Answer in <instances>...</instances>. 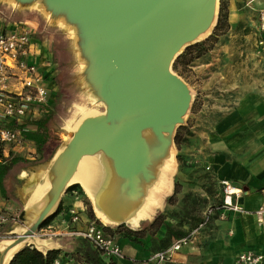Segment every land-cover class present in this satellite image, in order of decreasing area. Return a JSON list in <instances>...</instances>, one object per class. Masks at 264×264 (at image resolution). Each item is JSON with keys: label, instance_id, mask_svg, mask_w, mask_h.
Masks as SVG:
<instances>
[{"label": "crops", "instance_id": "crops-1", "mask_svg": "<svg viewBox=\"0 0 264 264\" xmlns=\"http://www.w3.org/2000/svg\"><path fill=\"white\" fill-rule=\"evenodd\" d=\"M226 6L229 30L244 23L249 28L254 26L251 32L254 46L264 51V46L258 43L259 40L264 43V36L257 31V10L264 7V0H228ZM20 11L10 1L0 0V31L28 25L39 48L35 60L51 80L46 114L49 117L44 129L34 125L25 128L27 133L45 139L43 149L38 151L36 141L23 133V144L0 142V165L5 166L0 172V207L8 216L0 226V264H7L24 245L42 251L59 249L57 258L61 264H84L74 251L82 237L70 232L83 230L91 219L113 230L118 224L140 229L143 222H150L164 212L178 169L173 132L170 138L174 161L164 178L163 158L152 157L144 138L143 133L148 130L163 142L151 128L140 132L147 157L134 162H126L110 148L108 140L112 134L88 135L80 143L94 119L107 114L104 99L82 89L91 85L86 73L89 53H83L85 45L81 46L79 34H59L61 26L48 22L50 10L47 14L37 12L38 16H33V12L26 14L23 19L18 18ZM250 71L247 80L240 75L232 81L231 94L223 96L227 105L221 110L216 139L202 143L201 149L206 166L219 184L228 180L242 188L239 204L248 212H226L224 219L214 214L196 234L198 239L191 240L175 254L176 264H234L236 255L243 250L264 253V222L259 224L253 214L264 199V66L259 67L261 74ZM69 78L76 84H67ZM29 120L24 117L11 123L24 124ZM96 142H103L105 148L95 146ZM167 143L169 147L170 141ZM110 194L112 206H123L119 211L104 209L103 199ZM74 213L78 219L72 222ZM51 214V219L42 225ZM164 234L162 228L155 237ZM114 235L123 256L111 260L112 264H139L156 251L150 237L134 242L121 233Z\"/></svg>", "mask_w": 264, "mask_h": 264}, {"label": "rangeland", "instance_id": "rangeland-1", "mask_svg": "<svg viewBox=\"0 0 264 264\" xmlns=\"http://www.w3.org/2000/svg\"><path fill=\"white\" fill-rule=\"evenodd\" d=\"M8 1L21 9L19 19H23L26 14L27 16L31 15L32 12L33 16H38L36 15L37 12L47 14V11L50 10L48 22L55 26H58V24L61 26L59 34L63 32L77 33L81 37L80 40H82L81 46L83 47L85 44L86 37H84L82 18L75 16L74 8L69 2L44 0V3L40 4L37 0ZM222 1L228 3V0ZM219 3L220 0H218L217 16ZM247 25L248 23H244L243 26H238L233 30H229L228 27L226 32L219 36L218 41L211 50L205 55L194 59L189 65L184 67L179 64L177 70H174L172 63L174 73L182 79L190 94L188 109L180 122L176 123L173 130L174 136L178 127L180 125L184 126L183 129H179L184 141L176 151L178 169L174 183L177 185V192L170 203L166 202V208L163 212L165 222L173 228L193 230L195 223L203 217L204 210L220 202V184L213 177L209 167L206 166V159L204 160L205 157L202 158L201 149L202 143L209 142V139H216V126L220 119L221 110L227 105L223 101V96L231 94L229 92L233 90L230 88L232 81L240 75L243 77L242 79L247 80L249 74H252L251 69L257 74H261V72H258L259 67L263 69L264 51L254 46L251 37L254 26L250 25L249 28ZM23 28L31 32L28 25H23ZM72 29L74 31H69ZM260 45L264 46V43ZM82 51L83 53H89L86 58L88 61L86 73H88L87 78L91 81L90 87L82 88L83 92L103 98L99 83L92 77L99 57L96 53L88 52L86 49ZM252 51L254 53H250ZM241 68H245V70L240 71ZM258 76L263 77V75ZM70 80L73 79L69 78L66 83L76 84V81L72 82ZM76 80L78 82L80 78ZM72 90L71 88L70 91ZM198 237L199 234L195 239H192V242L196 241ZM152 245L154 248L157 246L155 239L152 241Z\"/></svg>", "mask_w": 264, "mask_h": 264}, {"label": "water", "instance_id": "water-1", "mask_svg": "<svg viewBox=\"0 0 264 264\" xmlns=\"http://www.w3.org/2000/svg\"><path fill=\"white\" fill-rule=\"evenodd\" d=\"M61 1L72 4L75 16L82 18L84 36L87 39L84 44L85 49L91 53H96L99 57L92 75L93 79L98 82L97 73L100 67L106 69L108 62L112 60L116 62V68L107 74L103 87L99 84L101 96L107 104V114L105 117L95 118L94 122L103 123L108 128L126 131L130 134L135 129L140 133L142 129L152 126L151 129L157 135L160 132H157L153 126L157 124L167 125L177 119L179 120L175 124L179 123L190 103L188 89L179 76L163 72L145 82L138 83V76L146 63L147 37L143 32L129 30L128 26L141 20L144 14L143 0ZM213 4L214 0H197L187 12L184 18V28L180 34H193L196 29L204 26L212 16ZM185 38L188 39L189 35ZM191 43H187L183 49ZM159 87L167 88L169 93L162 105L158 107V113H152L153 109H150L151 111L147 113H140L135 118H138L136 123H111L110 118L113 114L137 111L139 105L145 104L143 102L147 93L152 89L155 91ZM84 139L81 137L80 143ZM140 144L146 152L142 139ZM104 145L101 142L99 146L105 148ZM23 237L25 235H21L19 238Z\"/></svg>", "mask_w": 264, "mask_h": 264}, {"label": "built area", "instance_id": "built-area-1", "mask_svg": "<svg viewBox=\"0 0 264 264\" xmlns=\"http://www.w3.org/2000/svg\"><path fill=\"white\" fill-rule=\"evenodd\" d=\"M257 31L264 36V7L257 10ZM263 44V40L258 41ZM39 48L25 28L0 31V121L20 122L24 117L30 120L41 118L49 112L48 73L43 72L35 60ZM0 142L23 144L24 138L17 128L0 126ZM222 198L219 204L207 207L202 221L189 233L174 239L167 247L152 252L139 264H176L175 254L188 246L214 214L224 219L226 212H248L239 204L242 188L228 180H221ZM259 224L264 222V199L253 211ZM8 219L7 213L0 207V226ZM72 214L71 221H77ZM104 223L91 219L83 230L70 232L89 241L106 261L123 256L116 235L104 228ZM18 237H21L19 235ZM53 264H61L55 258ZM234 264H264V253L243 250L235 257Z\"/></svg>", "mask_w": 264, "mask_h": 264}, {"label": "bare ground", "instance_id": "bare-ground-1", "mask_svg": "<svg viewBox=\"0 0 264 264\" xmlns=\"http://www.w3.org/2000/svg\"><path fill=\"white\" fill-rule=\"evenodd\" d=\"M38 3L43 4L44 0H37ZM197 0H143L144 14L141 20L133 22L128 26L129 30L143 32L147 37V57L145 66L138 76V83L147 81L149 78L168 72L175 74L171 68L172 62L176 55L183 49L187 43H191L197 40L205 38L213 25L215 24L217 17L218 0H214L213 12L209 21L202 27L196 29L193 34H180L184 28V18L187 15L190 7L196 3ZM189 35V38L185 37ZM116 68V62L114 60L108 62L106 69L101 68L97 73V80L103 87V83L107 74ZM132 86V85H131ZM150 92V93H149ZM145 97L142 105H139L137 111L124 114H113L111 116V123H136L138 121V115L140 113H158L157 109L165 101L169 91L167 88L159 87L155 91L152 89ZM178 105V104H177ZM180 106V105H178ZM175 108V107H174ZM134 113V114H133ZM140 118V117H139ZM179 119L172 121L167 125L157 124L153 127L159 133L158 141L156 136L148 131H144V138L146 139L150 148V154L153 158H163L162 178H164L165 171L171 167L174 161L175 150L171 143V134L175 127V122ZM152 128V126L147 127ZM89 130V131H88ZM115 131V132H114ZM104 134H112L113 137L108 140L110 148L114 149L116 155L123 158L126 162L138 161L145 158L146 152L141 147L140 133L135 129L133 133L124 137L126 131H120L113 128L106 127L103 123L92 122L82 134V138L88 135L102 136ZM124 139V140H123ZM168 141L170 146L168 147ZM101 143L96 142L95 146H99ZM164 183V181H162ZM113 197L111 194L103 199L105 210L119 211L120 207L112 206Z\"/></svg>", "mask_w": 264, "mask_h": 264}, {"label": "trees", "instance_id": "trees-1", "mask_svg": "<svg viewBox=\"0 0 264 264\" xmlns=\"http://www.w3.org/2000/svg\"><path fill=\"white\" fill-rule=\"evenodd\" d=\"M228 12L226 3L220 0L218 16L216 23L212 29V32L203 38L200 41L191 43L187 45L183 51L175 58L173 62V69L177 70V66L183 65L184 67L189 65L194 59H197L205 55L209 50H211L214 44L218 41V38L221 34H224L228 29ZM47 117L42 116L41 118L29 120L24 124H13L11 122H1L0 126L5 125L12 128H17L25 137H31L36 141L37 150L44 148L45 139L41 136H34V134L27 133L25 128L29 125H34L38 128L44 129ZM24 125V126H23ZM184 126L180 125L174 135V143L176 148L179 149L181 143L184 141V138L181 136L179 129H183ZM178 156V160H179ZM1 171L3 173L5 166L0 165ZM177 192V185L174 183L173 193L168 196L167 201L170 203L173 200L175 193ZM53 214L48 215L43 221L42 225L46 224ZM97 220V219H96ZM99 221V220H97ZM198 221V220H197ZM199 220L195 223L196 227L200 222ZM143 226L140 229H131L124 224H118L115 229H110L107 225H104L106 230H109L111 233H121L125 237L129 238L131 241L140 242L144 237H150L151 242L155 239L157 241L156 250H161L167 247L174 239L179 238L183 235L189 233L187 230H181L179 228H173L169 223L165 222V214L163 212L157 214L155 218L150 222H143ZM165 231V234L161 238L155 237V234L158 230L162 229ZM77 254V258L82 259L84 264H112V261H106L101 257V254L93 248L88 240L80 238L78 246L74 249ZM60 250L59 249H47L42 251L36 247L30 245H24L19 248L9 259L7 264H53L55 258H57Z\"/></svg>", "mask_w": 264, "mask_h": 264}]
</instances>
